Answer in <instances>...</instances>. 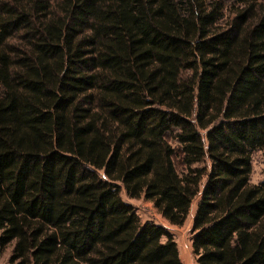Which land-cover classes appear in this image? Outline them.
<instances>
[{
    "label": "trees",
    "instance_id": "trees-1",
    "mask_svg": "<svg viewBox=\"0 0 264 264\" xmlns=\"http://www.w3.org/2000/svg\"><path fill=\"white\" fill-rule=\"evenodd\" d=\"M264 0H0L10 264H264Z\"/></svg>",
    "mask_w": 264,
    "mask_h": 264
},
{
    "label": "rangeland",
    "instance_id": "rangeland-1",
    "mask_svg": "<svg viewBox=\"0 0 264 264\" xmlns=\"http://www.w3.org/2000/svg\"><path fill=\"white\" fill-rule=\"evenodd\" d=\"M264 173V153L259 152L254 154L252 163V174H251V184L257 185L261 182ZM121 199L124 203L131 205L141 223H154L158 226L165 228L169 231L177 244L179 256L182 264H197L195 256L192 253L191 242H192V222L196 211L197 202L199 197H197L189 210V213L181 226H173L165 220L157 210L152 206L151 203L145 202L142 199L131 200L127 198L125 192L121 190ZM13 245L9 246L3 251H0V264H10L9 259L11 256Z\"/></svg>",
    "mask_w": 264,
    "mask_h": 264
}]
</instances>
